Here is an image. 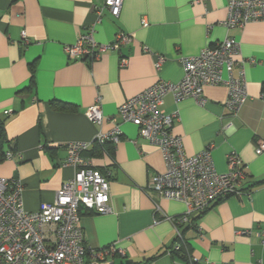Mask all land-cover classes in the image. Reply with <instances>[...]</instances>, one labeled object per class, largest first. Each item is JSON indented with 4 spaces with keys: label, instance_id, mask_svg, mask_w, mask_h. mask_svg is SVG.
<instances>
[{
    "label": "crops",
    "instance_id": "1",
    "mask_svg": "<svg viewBox=\"0 0 264 264\" xmlns=\"http://www.w3.org/2000/svg\"><path fill=\"white\" fill-rule=\"evenodd\" d=\"M103 4L104 0H0V123L4 122V152L13 148L15 154L0 160V177L21 183L22 206L34 212L53 203L56 191L74 175L64 163L66 145L88 143L84 157L110 174L111 211L94 215L81 210L87 248L114 244L124 251L114 264H189L190 258L195 264H264V236L257 235L264 231V153H254L255 143L264 141V22L227 30L222 26L227 0H124L117 18L104 9L98 20L96 11ZM89 29L99 44L112 43L119 33L129 35L130 41L95 61L69 60L64 47ZM227 36L239 43L237 60L245 63L247 99L237 116L225 107V86H205L203 105L192 98L177 102L169 94L160 109L177 113L173 133L182 138L187 155L212 145L213 164L220 174L229 170V154L240 158L246 172L243 194L192 215L180 227L178 242L185 248L173 254L177 239L171 219L186 208L148 189L151 178L165 171L158 148L139 138L134 125L124 123L121 140L111 144V157L104 150L92 156L91 150L108 144L94 140L99 132L112 129L108 120L123 102L158 81L179 82L181 57L196 55ZM157 56L165 58L158 70ZM121 57L127 59L125 67L119 66ZM31 77L34 85L29 88ZM97 98L104 117L101 125L85 116ZM52 101L70 104L71 110H54Z\"/></svg>",
    "mask_w": 264,
    "mask_h": 264
},
{
    "label": "built area",
    "instance_id": "2",
    "mask_svg": "<svg viewBox=\"0 0 264 264\" xmlns=\"http://www.w3.org/2000/svg\"><path fill=\"white\" fill-rule=\"evenodd\" d=\"M123 1L104 0L102 8L96 11L98 20L104 9L117 18ZM255 22H264V0H227V17L222 22L227 30ZM92 33L93 30L89 29L75 44L64 47L69 60L87 58L95 61L108 51H119L130 41L129 35L119 33L112 43L103 45L94 41ZM21 37L27 45L24 32ZM237 56H240L239 43L227 36L196 55L181 57L183 76L179 82L158 81L127 99L118 107L117 115L109 118L112 129L99 132L94 140L98 145H116L122 138L120 125L130 123L138 129L139 138L158 148L165 171L151 178L148 189L161 199L182 202L186 208L183 215L171 219L177 239L171 251L180 249V227L188 224L192 215L200 214L230 196L243 194L241 186L246 172L240 158L231 153L227 157L228 172L218 173L211 156L212 145L194 155H187L182 138L173 133L177 113L166 114L160 107L169 94L177 102L192 98L203 105L205 86H225V107L230 115L237 116L247 99L245 63L238 61ZM164 61L163 56H157L155 69L158 70ZM126 64L127 59L121 57L119 66L125 67ZM234 68H237L236 76ZM85 116L96 125L104 122L99 98L87 108ZM133 144L137 145L136 141ZM89 147L90 144L83 142L66 145L64 163L74 169V175L56 191L53 203L43 204L34 212H27L22 206L21 183L0 177V264H114L117 257L124 256V251L114 244L99 250H91L84 244L81 210L94 215H106L111 211L110 174L84 157ZM254 153H264V141L255 143ZM14 155L9 150L5 159L10 160ZM257 235L264 236V231ZM188 261L189 264L196 263L192 258Z\"/></svg>",
    "mask_w": 264,
    "mask_h": 264
},
{
    "label": "trees",
    "instance_id": "3",
    "mask_svg": "<svg viewBox=\"0 0 264 264\" xmlns=\"http://www.w3.org/2000/svg\"><path fill=\"white\" fill-rule=\"evenodd\" d=\"M32 68H33V66L31 67V69ZM33 85H34L33 78L31 77L29 88H32ZM50 106L52 109L58 110V111H69V110H71V105L67 104V103H63V102L52 101L50 103ZM3 141H5V131H4V122H1L0 123V160L5 158V153H6V152H4V149H3ZM101 147L95 146L91 150L92 156H100L102 150L106 151V153L109 155V157L112 156V145H111V143L106 144L105 146H103V148H101ZM11 151L14 152L13 148H11ZM180 244H182V243H180ZM183 248H185V246L181 245V247L178 251H172V253L173 254H177V253L179 254L183 251ZM128 264H130V263H128Z\"/></svg>",
    "mask_w": 264,
    "mask_h": 264
}]
</instances>
